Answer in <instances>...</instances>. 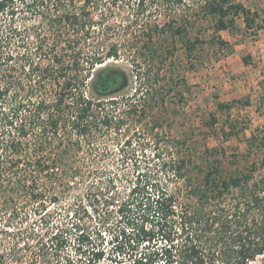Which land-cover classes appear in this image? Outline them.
I'll return each mask as SVG.
<instances>
[{"label": "rangeland", "instance_id": "obj_1", "mask_svg": "<svg viewBox=\"0 0 264 264\" xmlns=\"http://www.w3.org/2000/svg\"><path fill=\"white\" fill-rule=\"evenodd\" d=\"M73 1L78 5L84 2ZM240 1L252 12L264 15V0ZM67 2L13 0L0 12V89L6 82L11 83L10 91L0 96V107H18L13 127L4 126L0 113V256L9 258L10 253H15L22 255L25 263L30 260L33 246H37L38 235L48 227L34 221L41 215H34L33 207L24 203L25 197L18 199L20 209H13L12 200H6L11 192L4 187L3 180L9 173L4 166L18 154L7 146L12 140L28 142L29 148H24L28 152L23 151L21 162L28 168L34 161L35 139L43 136L41 129L36 127L24 136L20 128L30 126L35 103H53L56 99L54 78L43 69L54 64L56 52H64L66 37L77 35V30L65 29L58 20ZM199 4L194 0H92L91 16L96 20L92 29L96 36L100 35L108 45H119V57L107 63L125 68L131 80L126 89L103 98L114 124L100 134L93 151L86 146L80 155L88 164L86 170L97 169L99 173L79 177L72 194L58 205H51L56 211L52 228H70V242L61 256L81 263L96 249L104 251L97 264L129 263L138 250L127 243L132 235L127 228L131 227L119 216L118 205L140 179L166 182L174 159L190 149L204 156L206 148L225 149L226 154L218 156L226 173L245 170L264 157V147L258 150L259 142L247 153L253 142L249 138L264 134V28H248L241 15L234 28L217 31L216 18L205 16ZM170 20L176 27L187 28L185 37L175 41L174 53L165 60L140 55L148 30ZM153 39L158 49L162 43L174 42L158 32ZM186 39H198L195 50L187 49ZM36 65L41 69L33 74L32 67ZM159 67L162 71L156 78ZM136 68L150 69L151 77H135ZM141 84L137 95L134 92ZM132 104H139L137 111H133ZM48 112L51 111L43 112L42 118L47 119ZM51 140L57 145L56 138ZM34 176L28 174L26 182L35 180ZM93 182L94 186L109 185L114 203L107 205L102 196L97 197L95 187H90ZM77 199L91 208L81 219L89 239L80 243V251L76 250L79 232L71 227L75 217L71 218L73 210L69 207ZM94 206L96 211L92 210ZM251 264H264V258L258 257Z\"/></svg>", "mask_w": 264, "mask_h": 264}, {"label": "trees", "instance_id": "obj_2", "mask_svg": "<svg viewBox=\"0 0 264 264\" xmlns=\"http://www.w3.org/2000/svg\"><path fill=\"white\" fill-rule=\"evenodd\" d=\"M10 1L13 0H0V12ZM65 1L68 2L64 3L65 10L58 20L65 29L77 30V35H68L64 52H56L54 64L43 69L54 78L56 99L53 103L47 100L35 103L30 126L25 124L20 128L24 136L36 127L41 129L43 136L36 134L35 159L28 168L24 167L21 155L23 151L28 152L30 144L12 140L7 148L18 154L4 166L9 172L3 180L4 187L11 192L6 200H12L13 209H20L18 199L25 197L24 203L33 207L34 215H41L34 221L42 222L48 229L38 235L37 246H33L29 261L25 263L22 255L10 253L9 258L0 256V264H97L104 256L103 250L96 249L81 263L70 256H61L60 252L70 242V228H52L56 211L51 205H58L72 194L79 177H94L99 173L97 169L86 170L88 164L80 159V155L86 146L93 151L100 134L113 126L114 116L107 105H103V98L126 89L131 74L121 66L107 63L111 58L119 57V45H108L104 38L96 36L92 29L96 23L91 16L92 0H83L80 5L73 0ZM195 1L200 3L205 16L216 18L217 31L234 28L236 18L241 15L248 28H264V15L252 12L240 0ZM148 31L139 54L165 60L174 53L175 41L179 36L185 37L187 28L176 27L170 20ZM157 32L167 38L170 36L174 42L162 43L158 49L153 39ZM197 42L198 39L193 42L186 39L187 49L195 50ZM40 69V65L33 66L32 73ZM149 70L136 68L135 77L149 79L152 72ZM161 71L160 67L156 69V78ZM10 87L9 82L3 84L0 96L6 95ZM142 87L141 84L134 93L139 95ZM138 105L132 104L133 111H137ZM221 106L230 107V104ZM16 110L18 107L14 104L0 107L4 126L13 127ZM48 110L51 111L48 118H42L43 112ZM53 138L58 140L57 145L52 144ZM249 139L253 142L249 144L248 155L257 142L260 143L258 150H262L264 134H254ZM25 146H28L26 150ZM205 153L207 155H200L190 149L178 155L170 166L166 182L140 179L118 205L119 216L131 227L127 228L132 234L127 243L138 250L125 264H251L258 257L264 258V157L253 161L245 170L226 173L218 156L226 154L225 149L206 148ZM28 174L35 175V180L27 183ZM94 185L95 182L90 187H95L97 197L102 196L107 205L114 203L115 197L109 195V185ZM69 207L74 212H71V218L75 217L71 227L79 232L75 245L80 251V243L89 239L81 219L91 208L83 206L80 199ZM96 209V206L92 208ZM121 251L119 249L118 253ZM115 264L120 263L116 261Z\"/></svg>", "mask_w": 264, "mask_h": 264}]
</instances>
